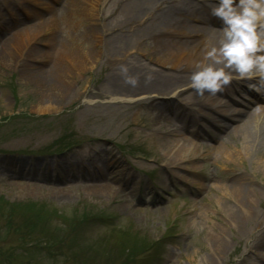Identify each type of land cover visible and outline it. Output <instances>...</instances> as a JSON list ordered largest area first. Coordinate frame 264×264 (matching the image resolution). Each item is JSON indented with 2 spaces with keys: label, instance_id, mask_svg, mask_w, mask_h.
<instances>
[{
  "label": "rangeland",
  "instance_id": "obj_1",
  "mask_svg": "<svg viewBox=\"0 0 264 264\" xmlns=\"http://www.w3.org/2000/svg\"><path fill=\"white\" fill-rule=\"evenodd\" d=\"M140 2L99 0L91 18L81 0H0V264H264V153L230 157L244 140L234 127L194 132L201 111L216 113L209 94L201 107L180 102L189 122L167 113L197 149L172 165L177 137L138 104L150 94L111 79L171 70L154 61L163 46L131 27ZM26 29L41 31L23 39ZM61 47L100 55L63 95L27 74L55 66L27 50ZM237 184L254 200L241 225L229 216Z\"/></svg>",
  "mask_w": 264,
  "mask_h": 264
},
{
  "label": "bare ground",
  "instance_id": "obj_2",
  "mask_svg": "<svg viewBox=\"0 0 264 264\" xmlns=\"http://www.w3.org/2000/svg\"><path fill=\"white\" fill-rule=\"evenodd\" d=\"M81 2L86 14L91 18L96 17L99 0H81ZM213 6L215 4L209 3L206 0H141L139 9H137L138 12L132 19L131 27L145 31L143 39H154L163 46V51L157 52L158 54L154 57V61L163 67L167 66L171 70L165 73L153 71L148 76L146 73L136 74L135 70L131 69L127 71L126 75H122L121 78L116 76L111 78L114 84L124 83L125 90L131 95L142 96L145 93L150 94L144 97L138 104H147L149 107L157 109L158 120L165 123V130L169 132L173 131V135L177 137L171 139L169 154H165L168 163L172 165H179L180 162L186 161V159L193 160L194 155L197 154V149L192 143H188L187 138L183 137L177 130H172L174 123L167 113L170 112V114L177 118L187 117L188 110L180 102L185 98H189L192 101V105L201 107L205 97L209 95L208 93L204 95L196 94L190 87L189 75L200 64L209 62L204 57L203 52L209 47L219 46V42L222 39L223 30L220 29L221 26L216 25L218 23L222 24V22L210 14V8ZM42 27L43 25L39 28ZM31 31L35 35L41 29L38 32L33 29H26L21 33V37L23 36L22 38L25 39V36L29 32L32 33ZM101 33V28L95 29L93 36L101 37ZM28 53L29 56H32L39 62L47 58L55 60L54 68L42 69L40 67H30L27 74L30 80L34 81L37 85L58 90L61 92V95H63L62 92L66 93L71 88V82L67 79L72 78V72L87 73L96 59L100 61V55L92 49L88 51H76L61 47V50L55 56L45 55V53H40L34 49L31 51L27 50ZM58 73L60 79L63 81L54 83V77ZM235 75L236 73H233V76ZM125 76H135L137 80L135 86L126 83ZM111 79L108 78V81ZM251 80L257 81L256 79ZM239 81L234 78L230 84H235ZM169 95L171 98L167 99V101L159 99V96ZM262 95L264 96V93ZM46 99L49 102L55 100L52 95H48ZM215 102L217 101L214 100ZM159 107L160 110L158 109ZM161 108L165 109L162 111ZM226 111L228 109L222 113L226 114ZM201 112L199 113L201 117L196 118L198 121L204 120V114ZM230 118L234 119L232 116ZM209 120L211 122L215 121L211 117ZM249 123L253 126L250 127ZM235 129L241 132L244 137L243 146L240 149L233 150L230 157L234 156L238 159L241 155L243 156L248 153H264V106L257 107ZM218 153H223V151L221 152L220 149ZM260 168L263 171L264 177V162L260 165ZM98 190L106 189L101 188ZM230 192L237 198L236 204L237 208H239L232 210V213L229 215L230 219L237 225L249 222L253 219L254 200L250 197L248 189L237 184V186L231 188ZM221 246L224 247L223 242ZM262 247L264 248V245ZM214 262L208 258L204 264H212Z\"/></svg>",
  "mask_w": 264,
  "mask_h": 264
},
{
  "label": "clouds",
  "instance_id": "obj_3",
  "mask_svg": "<svg viewBox=\"0 0 264 264\" xmlns=\"http://www.w3.org/2000/svg\"><path fill=\"white\" fill-rule=\"evenodd\" d=\"M210 14L223 24L219 46L203 52L208 63L200 64L189 75L190 87L198 95L222 92L233 77L257 76V88L264 87V37L258 28L264 27V0H216ZM127 69L121 66V72ZM150 78V77H148ZM132 86L135 76H125Z\"/></svg>",
  "mask_w": 264,
  "mask_h": 264
}]
</instances>
